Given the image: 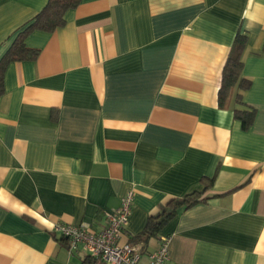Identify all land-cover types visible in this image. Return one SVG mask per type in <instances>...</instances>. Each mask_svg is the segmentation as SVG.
Segmentation results:
<instances>
[{
	"label": "crops",
	"instance_id": "obj_1",
	"mask_svg": "<svg viewBox=\"0 0 264 264\" xmlns=\"http://www.w3.org/2000/svg\"><path fill=\"white\" fill-rule=\"evenodd\" d=\"M46 2L0 0V60ZM64 19L2 72L0 264H106L54 225L97 230L127 190L122 242L195 198L136 242L138 264L163 238L164 264H264V0H80ZM238 33L246 129L236 90L218 102Z\"/></svg>",
	"mask_w": 264,
	"mask_h": 264
},
{
	"label": "trees",
	"instance_id": "obj_2",
	"mask_svg": "<svg viewBox=\"0 0 264 264\" xmlns=\"http://www.w3.org/2000/svg\"><path fill=\"white\" fill-rule=\"evenodd\" d=\"M79 1L80 0H47L39 12H37L35 16L29 20L26 27L19 32L11 47L0 60V93L3 90L2 72L6 64L11 60L33 58L37 54L36 49H31L26 46L24 42L26 34L32 29L50 31L62 25L65 21L64 13L66 9L74 7L79 3ZM246 39L247 37L245 33H238L236 35L231 52L223 69L221 85L218 90L219 106H225L233 91L236 90V106L234 107V117L240 120L241 126L244 129L250 126L255 114V108L246 104L241 98V91L249 87L251 83L250 79L242 74V51L245 46ZM191 201H195L192 192L186 194L182 198L175 200L170 208H164L159 214L150 216L143 231L127 242L136 245L137 241L144 242L150 236L156 235V230L166 219L175 214V212H177L179 209L189 204ZM61 236L62 238H66L63 235ZM139 248L141 253V247ZM87 259L92 263L100 260L103 261L101 258L92 256L90 254L87 256Z\"/></svg>",
	"mask_w": 264,
	"mask_h": 264
},
{
	"label": "built area",
	"instance_id": "obj_3",
	"mask_svg": "<svg viewBox=\"0 0 264 264\" xmlns=\"http://www.w3.org/2000/svg\"><path fill=\"white\" fill-rule=\"evenodd\" d=\"M132 203L133 191L127 190L120 204L107 213L104 224L97 230L86 222H57L54 229L66 237L69 250L82 245L90 255L101 258L106 264H138L141 257L139 246L120 240ZM168 253L167 239L163 238L158 248L149 253L147 264H164Z\"/></svg>",
	"mask_w": 264,
	"mask_h": 264
}]
</instances>
